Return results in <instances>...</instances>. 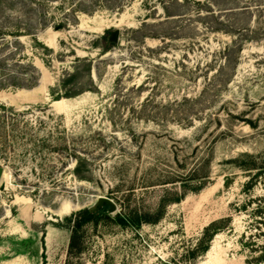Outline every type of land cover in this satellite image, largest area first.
I'll return each instance as SVG.
<instances>
[{"label":"rangeland","instance_id":"374dc122","mask_svg":"<svg viewBox=\"0 0 264 264\" xmlns=\"http://www.w3.org/2000/svg\"><path fill=\"white\" fill-rule=\"evenodd\" d=\"M0 166V264H264V0H0Z\"/></svg>","mask_w":264,"mask_h":264},{"label":"trees","instance_id":"16d2710c","mask_svg":"<svg viewBox=\"0 0 264 264\" xmlns=\"http://www.w3.org/2000/svg\"><path fill=\"white\" fill-rule=\"evenodd\" d=\"M165 201V200H163ZM108 211V205L103 204L101 207L98 208L97 212H89L88 210H84L82 212L79 213V216L77 219L74 220L73 223V228H72V236L70 239V243H69V248H73L75 247V237H76V233L77 230L85 223L90 222V221H96L97 220V216L98 214H104ZM161 212L159 211V213L156 216H151L149 213H143L141 215L134 213V212H128L126 214H117L115 216V220L117 221V223L121 226H126V225H132V226H140L142 223H149V222H154L156 220H158L159 216H160ZM224 220L220 221L223 222ZM216 224L211 225L212 227H214ZM264 248V247H263ZM264 260V257H263Z\"/></svg>","mask_w":264,"mask_h":264},{"label":"water","instance_id":"95a60500","mask_svg":"<svg viewBox=\"0 0 264 264\" xmlns=\"http://www.w3.org/2000/svg\"><path fill=\"white\" fill-rule=\"evenodd\" d=\"M118 33L119 32H118L117 29L111 31L110 32V36H109V41L115 42L118 39ZM2 170H3V167L0 166V178L2 176ZM97 201H98V204H97V208L96 209L101 207L103 204H106V205H108V211L109 212H113L115 210V205L108 198H106V197H98ZM89 212H91V211H89Z\"/></svg>","mask_w":264,"mask_h":264},{"label":"bare ground","instance_id":"6f19581e","mask_svg":"<svg viewBox=\"0 0 264 264\" xmlns=\"http://www.w3.org/2000/svg\"><path fill=\"white\" fill-rule=\"evenodd\" d=\"M2 177V176H1ZM1 179V178H0Z\"/></svg>","mask_w":264,"mask_h":264}]
</instances>
